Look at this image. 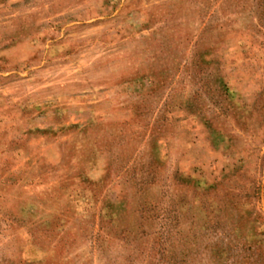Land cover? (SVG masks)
<instances>
[{"label": "rangeland", "instance_id": "rangeland-1", "mask_svg": "<svg viewBox=\"0 0 264 264\" xmlns=\"http://www.w3.org/2000/svg\"><path fill=\"white\" fill-rule=\"evenodd\" d=\"M0 264H264V0H0Z\"/></svg>", "mask_w": 264, "mask_h": 264}]
</instances>
